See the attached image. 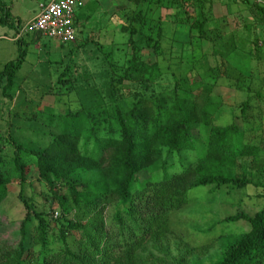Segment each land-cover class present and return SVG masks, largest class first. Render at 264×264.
I'll use <instances>...</instances> for the list:
<instances>
[{"label": "trees", "instance_id": "obj_1", "mask_svg": "<svg viewBox=\"0 0 264 264\" xmlns=\"http://www.w3.org/2000/svg\"><path fill=\"white\" fill-rule=\"evenodd\" d=\"M127 1L130 9L121 10L125 13L119 30L127 35L130 55L119 65L111 50L103 52L107 64L103 89L84 84L76 110L45 113L42 122L57 131L43 148H27L0 131V208L14 176L25 209L18 244L0 241V264H168L145 251L148 247L160 249L171 215L187 204L191 190L253 185L264 191V137L257 142V135H248L245 126L250 96L242 101L240 116L230 124L220 126L214 121L221 107L214 89L220 78L232 79L226 63L212 67L204 57L176 77L171 89H153L163 75L159 64L165 37L161 10L193 5L198 13L186 25L210 42L203 0ZM242 1L264 20V8ZM178 18L176 15L175 23ZM4 19L9 20L7 13ZM15 27L18 30L20 25ZM253 27L255 30V25H246L248 31ZM222 39L221 35L211 39L213 56L221 55L216 41ZM16 42L17 58L0 71V92L7 99L13 96L16 76L27 55L22 40ZM67 69L59 74L57 83L71 89ZM239 72L243 74L241 69ZM129 83L137 89L124 98L122 86ZM36 116L34 112L28 119ZM201 129L206 136L200 140ZM6 145L11 148L10 156L2 152ZM190 155L192 160L186 161ZM31 168L46 186L50 206L59 208L55 233H51L52 222L23 196ZM169 170L173 172L168 174ZM33 221L36 225L27 245L26 230ZM223 221H245L249 230L210 264H264V205L252 216L239 213ZM173 264L185 262L182 258Z\"/></svg>", "mask_w": 264, "mask_h": 264}, {"label": "rangeland", "instance_id": "obj_2", "mask_svg": "<svg viewBox=\"0 0 264 264\" xmlns=\"http://www.w3.org/2000/svg\"><path fill=\"white\" fill-rule=\"evenodd\" d=\"M220 1L222 0H203L202 4L210 42L200 39L196 31L190 32L186 25L190 17H195L198 13L193 5H184L183 8L172 6L161 10L165 37L164 56L159 58V64L163 75L158 83L153 85V89H171L176 77L183 76L188 66L196 61H203L204 57L212 67H218L224 62L232 79L220 78L214 89L213 94L221 100L220 110L214 117L215 124L225 126L236 116L239 117L242 101L250 96V109L246 113L245 126L249 129L248 135H257L259 142V138L264 137V20L255 15L256 12L249 6L246 19L240 14L233 20H226L230 22L229 27L222 28L220 24L218 27L215 21L216 16L220 14L217 6ZM117 3L113 8L111 3L101 2L109 11V15L106 14L107 21L102 16L93 15L91 23L83 25V29L77 32L74 44L64 47L36 35L32 41L38 44V49L28 44L21 46L27 51V59L16 76L13 96L7 99L0 92L2 133H9L27 148H43L49 141L50 134L57 131L42 122L45 113L64 114L66 110H76L79 107V89L87 86L84 84H90L87 87L103 89V71L107 68L103 52L111 50L115 62L119 65L128 58L126 55H130L126 48L127 35L119 30L123 21L121 16L124 11L130 9V5L127 0H117ZM123 9L125 10L121 11ZM176 15L179 17L176 21L181 23L174 22ZM246 25H255L256 28L248 31ZM218 35L223 36L220 42L216 41L221 55L213 56L211 39ZM0 52L1 71L2 64L17 58V45L1 39ZM66 66L67 77L73 84L71 89L68 88L70 85L57 83L59 74ZM239 69L243 71L242 75ZM136 89L134 83L125 84L121 93L124 98H129ZM34 112L37 113L36 119H28ZM199 131L201 140L206 134L204 129ZM4 148L2 152L10 156L11 148L7 145ZM189 157L191 158L185 160H192V155ZM172 172L169 170L168 174ZM162 175L163 173L159 174L160 177ZM143 176L145 175H141V178ZM20 190L18 180L13 176L8 184V195L0 208V241L13 246L20 241L19 225L25 214L18 198ZM22 193L34 210L43 213L46 219L52 222L51 233H55L54 220L60 216V211L57 204L50 206L49 192L38 180L34 168H31L28 174ZM187 200L183 208L171 215L169 231L161 239L160 249L148 247L145 253L163 258L168 264L182 258L185 264H210L219 259L226 246L249 230L245 221L225 223L223 219L239 213L254 215L264 205V191L253 185L242 189L228 186L215 191L199 187L188 193ZM35 225L34 221L28 224L27 245ZM54 238L55 236H51L52 245L57 247L58 243Z\"/></svg>", "mask_w": 264, "mask_h": 264}, {"label": "crops", "instance_id": "obj_3", "mask_svg": "<svg viewBox=\"0 0 264 264\" xmlns=\"http://www.w3.org/2000/svg\"><path fill=\"white\" fill-rule=\"evenodd\" d=\"M48 1L49 0H0V40L4 39L7 40L8 42H13L17 45L16 42L17 40L15 39V35L17 34L18 30L15 26L17 25L23 26L27 24L29 21H31L34 18L35 14L37 13L39 4ZM82 1H83V6L79 10H77L74 18V27L76 29V34L77 32L83 29V25L87 26L88 24L91 23L93 15H97L99 17L102 16L105 18V21H107L106 14L109 15V11L107 8L103 7L102 4L111 3L113 5V8L116 7L118 4L117 0H82ZM217 6L219 8L220 14L216 16L215 25L218 26L220 24V27L222 28L229 27L230 22H227L226 21L227 19L228 21L233 20L235 19L236 16H239L240 14L244 17V19H246V10L249 8V5L244 3L242 0H222L219 2ZM5 13L8 14L9 20L4 19ZM11 23H13L14 27H11L9 25ZM33 37H35L34 34H29V35L27 34L25 38L22 36L20 40H22L23 44L25 45L28 44V46L38 49V44L37 43L35 44L32 41ZM35 58L37 59V53H35ZM26 59L27 58H25L24 63H26ZM4 64H2V69ZM27 68L28 67H26L25 70H27Z\"/></svg>", "mask_w": 264, "mask_h": 264}, {"label": "built area", "instance_id": "obj_4", "mask_svg": "<svg viewBox=\"0 0 264 264\" xmlns=\"http://www.w3.org/2000/svg\"><path fill=\"white\" fill-rule=\"evenodd\" d=\"M249 1L264 8V0ZM82 6V0H49L41 3L34 18L19 27L15 39L37 34L59 44H73L77 40L74 18Z\"/></svg>", "mask_w": 264, "mask_h": 264}]
</instances>
